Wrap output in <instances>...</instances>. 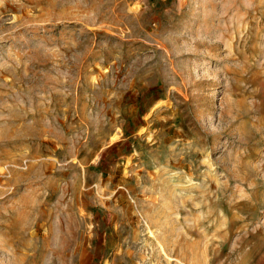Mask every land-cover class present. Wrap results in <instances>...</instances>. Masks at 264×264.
I'll return each mask as SVG.
<instances>
[{"label":"rangeland","instance_id":"obj_1","mask_svg":"<svg viewBox=\"0 0 264 264\" xmlns=\"http://www.w3.org/2000/svg\"><path fill=\"white\" fill-rule=\"evenodd\" d=\"M0 264H264V0H0Z\"/></svg>","mask_w":264,"mask_h":264},{"label":"bare ground","instance_id":"obj_2","mask_svg":"<svg viewBox=\"0 0 264 264\" xmlns=\"http://www.w3.org/2000/svg\"><path fill=\"white\" fill-rule=\"evenodd\" d=\"M5 172V171H4ZM3 174V173H2ZM9 178H10V176H9Z\"/></svg>","mask_w":264,"mask_h":264}]
</instances>
